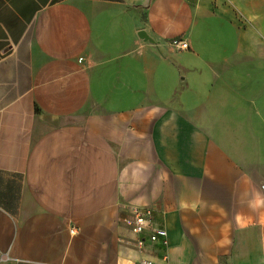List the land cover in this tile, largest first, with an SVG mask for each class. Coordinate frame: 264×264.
I'll list each match as a JSON object with an SVG mask.
<instances>
[{
	"label": "crops",
	"instance_id": "crops-1",
	"mask_svg": "<svg viewBox=\"0 0 264 264\" xmlns=\"http://www.w3.org/2000/svg\"><path fill=\"white\" fill-rule=\"evenodd\" d=\"M263 187L264 0H0V264H264Z\"/></svg>",
	"mask_w": 264,
	"mask_h": 264
},
{
	"label": "built area",
	"instance_id": "built-area-1",
	"mask_svg": "<svg viewBox=\"0 0 264 264\" xmlns=\"http://www.w3.org/2000/svg\"><path fill=\"white\" fill-rule=\"evenodd\" d=\"M176 46L180 49H188L189 44L187 41H176ZM264 189V187H263ZM123 209L126 211L127 216L123 219V224L131 231L132 234L137 236L136 247L141 251L145 246L146 239L143 237L148 231H151L149 241L152 243L162 241L167 245V231L163 228H154V211L150 207H142L135 205H125ZM71 234H75V228L71 229ZM135 264V263H125ZM140 264H156L149 260H143Z\"/></svg>",
	"mask_w": 264,
	"mask_h": 264
},
{
	"label": "rangeland",
	"instance_id": "rangeland-1",
	"mask_svg": "<svg viewBox=\"0 0 264 264\" xmlns=\"http://www.w3.org/2000/svg\"><path fill=\"white\" fill-rule=\"evenodd\" d=\"M135 206H138V205H135ZM143 207V206H142Z\"/></svg>",
	"mask_w": 264,
	"mask_h": 264
}]
</instances>
